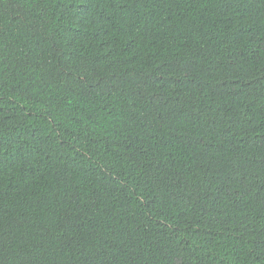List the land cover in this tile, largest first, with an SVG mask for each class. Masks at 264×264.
Wrapping results in <instances>:
<instances>
[{
  "label": "trees",
  "instance_id": "trees-1",
  "mask_svg": "<svg viewBox=\"0 0 264 264\" xmlns=\"http://www.w3.org/2000/svg\"><path fill=\"white\" fill-rule=\"evenodd\" d=\"M0 264H264V0H0Z\"/></svg>",
  "mask_w": 264,
  "mask_h": 264
}]
</instances>
